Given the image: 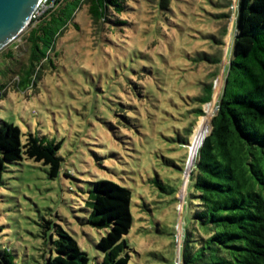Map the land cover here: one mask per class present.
<instances>
[{
    "label": "rangeland",
    "instance_id": "374dc122",
    "mask_svg": "<svg viewBox=\"0 0 264 264\" xmlns=\"http://www.w3.org/2000/svg\"><path fill=\"white\" fill-rule=\"evenodd\" d=\"M158 1L124 0V12L111 17L123 24H94L82 4L30 80L28 46L21 40L27 26L0 50V131L13 124L25 135L61 140V169L70 174L49 179L45 167L27 159L7 165L0 241L17 262L43 263L50 234L56 237L53 226L43 233L46 220L72 236L90 260L100 255L95 246L104 232L87 222L85 207L91 183L100 179L131 191V264H171L176 258L190 158L198 150L195 135L208 134L215 114L237 0H168L165 11ZM219 51L218 65L204 59ZM209 81L211 102L195 118V98ZM192 120L184 150L177 137ZM156 177L179 188L176 202L154 187ZM172 227L174 238L168 237Z\"/></svg>",
    "mask_w": 264,
    "mask_h": 264
},
{
    "label": "trees",
    "instance_id": "16d2710c",
    "mask_svg": "<svg viewBox=\"0 0 264 264\" xmlns=\"http://www.w3.org/2000/svg\"><path fill=\"white\" fill-rule=\"evenodd\" d=\"M46 3L51 5L29 22L21 36L28 46L29 71L25 80H30L35 68L49 59L57 37L73 22L82 4L87 6L94 24L124 23L111 19L124 12V0ZM157 7L167 10L168 0H159ZM234 26L231 58L217 112L190 167L178 264H264V0H237ZM219 44L223 45L221 41ZM204 59L218 65L221 51ZM16 78L21 86L22 79L18 74ZM212 93L211 81L201 84V94L195 98L198 106L192 109L195 118L204 115L201 107L211 102ZM193 124L194 120L184 128V136L177 137L184 150L188 149ZM196 131L199 132L197 127L194 134ZM61 145V140L25 135L16 125L9 124L0 131V186L7 165L24 159L45 167L49 179L60 173L69 177L61 169ZM151 182L162 194L170 196V203L177 201L179 188L164 184L157 177ZM91 184L85 207L87 222L104 232L95 246L100 255L90 260L72 236L46 220L43 233L53 226L56 237L53 239L50 234L49 251L41 255V264H131L133 250L127 241L133 225L131 191L110 180L100 179ZM168 237L174 238L173 227ZM0 264L23 263L17 262L0 241ZM171 264H175L174 258Z\"/></svg>",
    "mask_w": 264,
    "mask_h": 264
},
{
    "label": "water",
    "instance_id": "95a60500",
    "mask_svg": "<svg viewBox=\"0 0 264 264\" xmlns=\"http://www.w3.org/2000/svg\"><path fill=\"white\" fill-rule=\"evenodd\" d=\"M40 1L0 0V50L25 30ZM214 112H217V107ZM177 252L175 264L179 262V246Z\"/></svg>",
    "mask_w": 264,
    "mask_h": 264
},
{
    "label": "built area",
    "instance_id": "2783aa9c",
    "mask_svg": "<svg viewBox=\"0 0 264 264\" xmlns=\"http://www.w3.org/2000/svg\"><path fill=\"white\" fill-rule=\"evenodd\" d=\"M47 0H41L36 9L34 10L31 20H34L37 16L41 15L51 4L46 3Z\"/></svg>",
    "mask_w": 264,
    "mask_h": 264
},
{
    "label": "bare ground",
    "instance_id": "6f19581e",
    "mask_svg": "<svg viewBox=\"0 0 264 264\" xmlns=\"http://www.w3.org/2000/svg\"><path fill=\"white\" fill-rule=\"evenodd\" d=\"M204 135V134H203ZM196 137V140H195V142H196V144H197V146H198V149H199V147H200V144H201V142L203 141L202 140V136H198V135H195ZM199 144V145H198ZM198 151V150H197ZM197 151L191 156V158H190V160H193L194 159V157H195V155H196V153H197Z\"/></svg>",
    "mask_w": 264,
    "mask_h": 264
}]
</instances>
